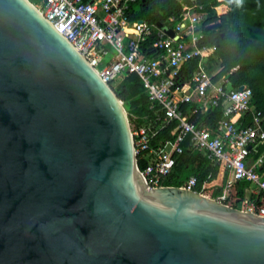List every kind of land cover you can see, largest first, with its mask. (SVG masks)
Wrapping results in <instances>:
<instances>
[{
	"label": "water",
	"instance_id": "water-1",
	"mask_svg": "<svg viewBox=\"0 0 264 264\" xmlns=\"http://www.w3.org/2000/svg\"><path fill=\"white\" fill-rule=\"evenodd\" d=\"M0 264H264V217L148 187L124 102L29 0H0Z\"/></svg>",
	"mask_w": 264,
	"mask_h": 264
},
{
	"label": "built area",
	"instance_id": "built-area-1",
	"mask_svg": "<svg viewBox=\"0 0 264 264\" xmlns=\"http://www.w3.org/2000/svg\"><path fill=\"white\" fill-rule=\"evenodd\" d=\"M138 0H41L31 2L52 26L81 53L101 79L112 88L116 80L128 74L138 76L147 97L150 117L131 129L136 157L145 160L141 174L148 187L166 186L164 181L181 154L186 139L196 151L227 170L223 201L236 180L250 183L253 198L243 201L240 209L264 217V153L252 160V147L264 141V117L255 107L252 89L243 84L230 87L226 76L214 80L218 69H209L208 58L216 45L202 43L209 12L199 0H176L183 5L180 19L170 16L162 22L174 36L156 22L129 20L127 9ZM222 2V0H220ZM219 12L225 13L227 6ZM147 49L143 50V45ZM111 53L108 61L104 56ZM196 66L187 78L181 69L191 61ZM192 104V113H204L220 107L215 126L189 120L182 105ZM171 122L170 138L151 144L157 132ZM196 178L189 176L181 187L194 191ZM209 186L203 184L202 191ZM202 191L199 193L204 194ZM197 192V191H196Z\"/></svg>",
	"mask_w": 264,
	"mask_h": 264
},
{
	"label": "trees",
	"instance_id": "trees-1",
	"mask_svg": "<svg viewBox=\"0 0 264 264\" xmlns=\"http://www.w3.org/2000/svg\"><path fill=\"white\" fill-rule=\"evenodd\" d=\"M209 12L205 23L221 22L219 30H204L202 43L216 45L214 56L219 60V71L214 76L218 80L230 73L226 85L237 87L246 84L253 91L255 107L264 117V0H199ZM225 4V13L217 15L214 6ZM182 4L176 0H138L127 9L129 20L143 19L149 23L165 22L170 16L180 19L184 11ZM223 34V35H222ZM145 43L143 50L147 49ZM197 60L187 62L181 69V77L184 79L190 75L196 66ZM114 91L117 96L127 102V114L131 129L143 124L146 117H150L147 97L138 76L128 74L122 80H116ZM192 104H183L184 114L189 120L214 127L216 120L221 116V108H212L209 112L192 113ZM175 122H171L157 132L151 144L159 139L170 138V130ZM264 129V120H263ZM182 152L176 157L175 165L171 173L166 177V186H181L189 176L196 178L194 189L202 191L203 184L210 185V195L213 198L223 193L226 176L218 178L219 165L211 162L207 156L196 151L186 139L181 143ZM264 153V141L252 147L250 158H258ZM140 170L145 167V160L137 159ZM264 168L261 169V172ZM218 180L213 182V180ZM209 188V187H208ZM214 188V189H213ZM207 189V188H206ZM205 189V190H206ZM250 183L246 180H236L230 187L225 199L229 206L236 207L239 201L253 198L250 192ZM205 194V191H202Z\"/></svg>",
	"mask_w": 264,
	"mask_h": 264
},
{
	"label": "rangeland",
	"instance_id": "rangeland-1",
	"mask_svg": "<svg viewBox=\"0 0 264 264\" xmlns=\"http://www.w3.org/2000/svg\"><path fill=\"white\" fill-rule=\"evenodd\" d=\"M30 2H33V3H35V4H37V5H39L40 4V1L41 0H29ZM220 1V0H219ZM224 4L223 3H221V4H219L218 5V7H223V8H225L224 6H223ZM219 12H221L220 10H219V8L217 9ZM223 10V9H222ZM110 57H111V53H108L107 55H105L104 56V62H106V61H108L109 59H110ZM219 60L214 56V55H211L209 58H208V61H207V65L209 66V69L212 71V69H218V67H219ZM113 90H114V88H112ZM124 107H125V109H126V111H127V102H124ZM221 172V174H220V178H222L223 176H226V173H224L223 171H220ZM218 180L216 179V180H213V182L215 183V182H217ZM214 189V188H213ZM212 190V188H211V186L209 185V188H207L206 190H205V194L204 195H206V196H209V197H211V195H210V191ZM213 198V197H212ZM236 207L237 208H242L243 207V201H239V202H237L236 203Z\"/></svg>",
	"mask_w": 264,
	"mask_h": 264
},
{
	"label": "crops",
	"instance_id": "crops-1",
	"mask_svg": "<svg viewBox=\"0 0 264 264\" xmlns=\"http://www.w3.org/2000/svg\"><path fill=\"white\" fill-rule=\"evenodd\" d=\"M220 7H218V8H220ZM220 171H223L224 173H226V179L227 178H230V174L228 173V171L227 170H224V169H221V168H219L218 178L220 177V174H221Z\"/></svg>",
	"mask_w": 264,
	"mask_h": 264
},
{
	"label": "bare ground",
	"instance_id": "bare-ground-1",
	"mask_svg": "<svg viewBox=\"0 0 264 264\" xmlns=\"http://www.w3.org/2000/svg\"><path fill=\"white\" fill-rule=\"evenodd\" d=\"M222 9H223V7H220V8H219V10H222Z\"/></svg>",
	"mask_w": 264,
	"mask_h": 264
}]
</instances>
